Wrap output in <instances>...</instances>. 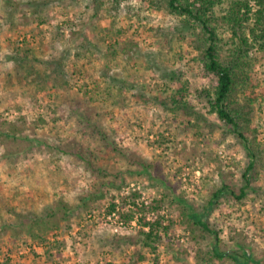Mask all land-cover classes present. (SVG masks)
Returning a JSON list of instances; mask_svg holds the SVG:
<instances>
[{
  "label": "rangeland",
  "instance_id": "1",
  "mask_svg": "<svg viewBox=\"0 0 264 264\" xmlns=\"http://www.w3.org/2000/svg\"><path fill=\"white\" fill-rule=\"evenodd\" d=\"M99 1L92 9L85 6L89 0H0V264H236L227 256L218 259L213 246L240 255L246 249L252 254L246 264H264V50L249 51L248 81L234 95L248 112L246 135L260 157L246 196L222 197L207 215L216 240L185 213L203 211L221 184L238 189L248 163L240 141L195 97V89L216 79L203 74L193 35L164 7L150 0ZM58 25L62 36L53 42ZM84 36L96 54L83 61L71 54L64 63L74 72L70 79L56 76L67 80L61 87L52 86L54 75L41 88L12 77L16 53L29 49L30 57L49 60ZM221 36L232 47L229 32ZM107 48L115 59L111 73L124 83L122 109L93 90L105 60L100 51ZM180 81L190 90L185 100L191 108L170 102ZM79 97L92 98L108 142L80 123L72 106ZM71 139L89 152L92 166L55 149ZM113 146L145 161L147 170L114 156ZM9 169L21 176L12 178ZM112 178L116 186H106ZM97 188L99 196L86 204L79 200ZM111 202L114 214L107 212ZM133 202L142 210H132ZM63 203L71 207L65 216ZM49 210L55 218L47 228H32L19 216L41 217ZM126 213L133 215L130 221ZM139 217L161 223L149 246L122 238L137 235Z\"/></svg>",
  "mask_w": 264,
  "mask_h": 264
},
{
  "label": "trees",
  "instance_id": "2",
  "mask_svg": "<svg viewBox=\"0 0 264 264\" xmlns=\"http://www.w3.org/2000/svg\"><path fill=\"white\" fill-rule=\"evenodd\" d=\"M150 1L155 7H164L168 13L178 17L183 24V28L190 30V34L194 37L192 44L198 52L196 59L201 64L203 74L213 76L216 79L214 85L195 89V97L207 104L209 113L215 114L218 119L227 125L229 132L240 141L248 157L247 166L242 173L243 183L238 189L227 184H221L212 192L203 211L195 212L189 209L190 212L188 214L185 213L194 225L199 226L203 231L213 234V238L217 240L216 231L208 225L207 215L222 197L232 196L235 199H242L246 196L251 189L252 172L256 171L254 164L261 153L259 146L255 145L254 139L250 140L246 135L250 131L249 118L246 115L248 112H244L243 106L237 104L234 95L238 87L241 86L243 88L248 81V69L252 64L249 58V51L254 48L264 50V0H253L256 6L255 9L250 6L248 0ZM100 4L99 0H89V3H86L85 6H91L92 9H96ZM60 27V25L56 26L52 33L51 39L53 42L59 36H62ZM223 30L229 32V40L232 47H227L228 39H223L221 36ZM110 51L109 48L100 51V55L105 60L104 65L99 70L96 69L97 78L92 80V84L95 85L96 89L93 90L100 96V99L109 100L110 106L122 109L125 106V98L121 96V89L124 83L118 81L111 73L114 67L112 62L115 59L111 56L113 51ZM28 52H30L29 49H26L25 52L21 51L20 54L16 53L19 59L15 62V71L12 77L14 76L19 82L35 83L38 88L43 87L51 75H54L52 78V86L54 87H61L63 83L67 82V80H58L56 76L63 73L66 79L71 78L74 69L67 68L64 63L71 54L75 56L76 61L91 60V57L96 54L92 40L85 36L80 38L78 43L72 45V50L67 51V49L62 48L58 51L59 57L54 56L49 60L30 57ZM177 78L180 79V75ZM177 81L179 82V80ZM100 83L104 84L101 85ZM179 84V87L171 91L170 102L176 109L191 108L185 100L190 93L187 83L186 81H180ZM114 87H117V93L114 92ZM88 92L84 93V95H88L90 93ZM91 99V97H83V99L79 97L73 100L74 104L72 106L76 109L77 116L84 128L96 133L102 140L108 142L106 129L101 127L97 119H95V117L99 116V113L93 114L96 110L90 105ZM5 135L15 136L11 131L6 132ZM54 147L64 157L80 160L89 167L93 164L89 152L77 141L71 139L68 146L54 145ZM111 152H113L114 156H122L128 159L130 164L139 166V171L145 172L147 170L148 164L145 161L137 157L131 160L125 149L113 146ZM7 174L11 177L12 174H15L16 178L21 176L16 170L13 173L12 169H9ZM104 184L108 187L116 186L113 178L105 181ZM96 190L95 193L82 195L79 200L86 204L90 198L101 194L98 188ZM133 195H136V193H133ZM59 205L61 207L58 206V208H62L60 210L62 216H65L66 212L71 209L64 203ZM115 205V203L111 202L108 205L107 212H113ZM131 206L135 212L142 210L134 202ZM10 210L13 209L10 208ZM19 216L24 218V220L27 219L29 221L28 224L32 228L38 224H42L47 228L51 227V219L55 218V212L53 210L46 211L41 217L32 214ZM123 216L125 221H130L133 218L132 213H126ZM20 222L23 223V220H20ZM137 224L140 226L137 235H123L122 238L127 242H140L144 246H149L152 240L156 238V231L161 227V223L158 220L154 222L145 221L144 217H139ZM146 226L148 227L147 230L144 229ZM214 244L216 245L217 242ZM213 254L218 259L227 256L236 264H246L247 261L252 260V254L247 253L246 249H242L240 255L235 251H221L216 246H213Z\"/></svg>",
  "mask_w": 264,
  "mask_h": 264
},
{
  "label": "built area",
  "instance_id": "3",
  "mask_svg": "<svg viewBox=\"0 0 264 264\" xmlns=\"http://www.w3.org/2000/svg\"><path fill=\"white\" fill-rule=\"evenodd\" d=\"M219 152H221V151H219ZM112 214H114V212H112ZM119 225H123V223L121 222V221H119Z\"/></svg>",
  "mask_w": 264,
  "mask_h": 264
},
{
  "label": "water",
  "instance_id": "4",
  "mask_svg": "<svg viewBox=\"0 0 264 264\" xmlns=\"http://www.w3.org/2000/svg\"><path fill=\"white\" fill-rule=\"evenodd\" d=\"M247 253H249V252L247 251Z\"/></svg>",
  "mask_w": 264,
  "mask_h": 264
},
{
  "label": "crops",
  "instance_id": "5",
  "mask_svg": "<svg viewBox=\"0 0 264 264\" xmlns=\"http://www.w3.org/2000/svg\"><path fill=\"white\" fill-rule=\"evenodd\" d=\"M254 262V261H253ZM255 263V262H254Z\"/></svg>",
  "mask_w": 264,
  "mask_h": 264
}]
</instances>
